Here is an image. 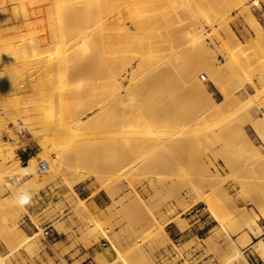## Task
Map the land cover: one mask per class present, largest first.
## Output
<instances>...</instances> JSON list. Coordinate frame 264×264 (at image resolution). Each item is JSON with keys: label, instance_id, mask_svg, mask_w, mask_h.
I'll return each mask as SVG.
<instances>
[{"label": "rangeland", "instance_id": "374dc122", "mask_svg": "<svg viewBox=\"0 0 264 264\" xmlns=\"http://www.w3.org/2000/svg\"><path fill=\"white\" fill-rule=\"evenodd\" d=\"M90 1L89 6L81 9L84 12L83 15L88 18V23H95L101 26L104 19L103 14L97 15L100 11L98 8L100 0ZM116 1L119 3L123 0ZM185 1H189V13H186L187 8L182 10V12L178 8L177 15L174 17L176 21L175 26H178V28L176 27L177 29L182 30L180 26L184 27L187 24H184L186 19L184 17L186 14L188 16L192 14L191 17L189 16L192 19L186 16L188 18L186 21L188 24L194 23L196 28H198L197 30L202 29L203 36L215 62L211 60L209 63L208 69L211 72L202 69L200 72H197L199 77L196 76L197 79L199 78L198 80L204 82L208 89V94H210L209 96L212 97L211 99H207L202 94L203 92H196V90H193L196 93H192L194 96L192 94L188 96V92L191 93L190 90L192 89H188L189 83L186 76L182 74L185 73L183 71L186 66V64L183 66V63L187 61V58L190 60L195 55L198 57V54L190 57L192 52L187 45L183 46L187 50L184 48L179 53L181 56L178 55L177 57V61H179L176 67L178 69L177 72H174L175 69H172L173 71L166 76L167 79L165 77L161 79L162 82L165 80L164 83L166 85L171 84L173 86L174 84H178L177 86L166 87L164 84L166 89L164 88L163 90L164 86L163 84H159V82L152 87L148 75H144L142 71L144 76L147 75L148 81L144 77L145 80L143 79L144 81L141 82L146 81V84L152 87L149 86L150 91L151 89H154L152 90L153 92L155 91V93L151 91V95L148 91L146 97L147 103L148 101L151 102L152 95H160L163 100L161 104V98L152 97L155 99V102L152 99L153 104H148L152 105L151 107L152 109L154 107L155 111L150 108V105L142 108L138 103L127 106L123 104L124 108L122 107V103H117L116 99L120 102L122 95L125 93V88L130 84L129 78L133 69L129 65L127 66L128 69L122 70L129 77L124 80L123 89L119 88L121 92H118L117 89L116 91L111 90L113 86L109 87V85H106V80L105 83L99 82V84L96 82L97 86L95 85L92 89L88 88L85 90L92 99L95 96L96 99L98 98V101L101 100V103L96 101V104L97 102L99 103L97 106H100V109L95 106L93 111L86 114V116H91L93 112H99L100 110L99 113L97 112L96 119H94L96 122L94 121V123L98 124L101 122L103 124L99 123L102 126L96 135L88 134L85 137H74V139L70 137L69 139V137H65L66 135H50L45 137L33 134L19 116L20 95L15 94L7 104L0 108V119H2L0 123V141H3L5 144L6 155L9 154L11 148L15 152L13 158L8 159V166L0 172V182L3 181L0 187L4 186L3 188L5 189H3V192L1 191L2 189L0 190V262H2L0 264H264V252L262 253L260 250H257L256 245L253 247V244L260 239L264 242V172L260 168L256 170L254 168V171L249 169L248 165L255 158L251 154L252 152L248 151L246 143L240 142L242 139L239 133L232 130L236 125L244 122L246 124V126L244 125V131L245 133L247 132L246 135L264 152V143L258 138L251 126L252 123L259 121L264 114V83L262 84L264 81L262 78L264 77V67L261 68L264 66V61H262L264 60V41L263 43L261 42L262 39L264 40V7L257 6L254 0L247 2V5L252 9V13L257 16L259 26L263 29L262 37H260L254 31L255 29H253L252 24L248 22V17L240 13V9L234 3L229 4L226 0H212L213 2H211L215 3L213 5L208 0V4L205 2L203 4L201 0H192L193 3L191 0H173L172 3L173 5H182ZM195 1L197 3H194ZM74 5L75 2L72 0H63L58 6L61 9H69ZM222 5H226V9ZM170 9L171 7L168 8V10ZM219 10L222 13L226 12L227 22L232 32L235 33V37L238 38L239 48L237 47L234 50L237 53L233 50L231 53L223 49L227 40V30L225 29L226 31H224V28H226L224 26L225 23L222 25L219 23L220 21L217 22L219 18L217 15H223ZM215 11L219 13L216 15ZM138 12L140 17L148 18H152L158 14L155 9L148 8L143 4L139 5ZM194 12H200L199 15L203 17L197 15L198 18H196V13ZM183 13L185 16L182 17ZM210 13L214 16L213 18L216 19L218 17L216 22L214 21L215 19L210 17ZM45 22L46 25L56 23L55 20L52 21L50 18H46ZM126 24L129 28H132L133 23ZM200 24L204 28H201ZM165 27V22L157 25L153 29L155 35L141 37L134 41V43H127L125 47H130V44H132L134 48H141L149 41L151 42L154 39L153 37L161 38ZM179 35H174V38L168 39L165 42L166 45L168 46L177 41H184L189 36L187 34L185 38L182 32L183 38ZM118 42L114 43L115 47L121 46V43ZM184 42L186 43L187 41ZM250 44H252V48ZM255 44L257 51H253ZM248 47L250 51H244ZM233 53L234 55H232ZM239 53L241 55L238 58ZM250 53H254L253 55L257 54L258 56L251 57L252 54ZM259 56L263 59L259 58ZM197 57H194V59H197ZM52 58L53 62L58 63L63 59V54L59 50H56L52 53ZM248 59L253 61H249ZM258 60H260L259 62L262 61V63L255 64ZM235 62L238 65H235ZM181 65L184 68H179ZM225 65L228 66L227 70L224 69L226 68ZM217 67L220 70L223 69L221 73ZM243 67L244 69H242ZM252 68L254 69L252 70ZM71 70L61 69L58 73L67 75ZM179 70H181V73H179ZM228 70L234 73L239 71L235 75L237 74V77L240 75L238 78L243 83L241 84L240 81L237 83L238 78ZM243 70L246 71V74L242 72ZM254 70L257 71L254 72ZM217 71L219 72L218 76V73L215 74ZM248 71L251 73L249 76L247 75ZM207 72H210V74H207ZM138 73L140 74L141 71ZM241 73L247 75L248 77L246 78L248 80ZM257 73H262L263 76L259 74L254 78V75ZM173 75L175 78L183 77L185 79L175 80L173 79ZM176 75H181V77ZM204 75L206 78L203 77ZM208 75L215 82L219 79L217 86L221 82L222 84L219 87H215ZM224 75L226 76L222 77ZM138 76L137 80L141 77ZM250 76L251 78H249ZM194 78L190 81L193 86L195 84ZM258 79L261 82H258ZM103 80L101 79V81ZM139 81L132 82L131 87ZM169 81L171 83H168ZM183 83L185 87L187 86L186 88ZM239 83L240 86L237 85ZM140 84L142 87L143 83L139 82ZM158 84L160 85V89L156 88ZM244 84L245 86H243ZM178 86V91L174 93ZM222 87L229 89L227 90V94L231 92V97L225 94L226 91L222 90ZM97 89L100 91L95 93ZM136 89L134 90L133 88L134 91ZM141 89L138 90L140 91ZM161 89V94H159L158 92ZM102 90L104 93L101 92ZM110 90L111 92H109ZM138 90L136 91L137 94L139 93ZM85 91H83L84 94H86ZM143 91L144 89L140 91L139 95ZM163 91L168 92L167 96H164ZM89 92H92V94H89ZM200 93L201 95H199ZM96 94L98 97H96ZM173 94H175V97ZM183 94L185 95L182 96ZM105 95H108L106 97L108 101ZM227 96L231 99L229 98L228 100ZM166 97L167 99L170 97V99L167 100ZM96 99H94V104ZM103 99L106 102L102 103ZM77 100L80 101V99L76 98L70 104L79 106L77 104L80 102ZM164 100L165 105L167 104L166 106H163ZM209 100H213L218 108L215 105L213 106L215 108L210 107L209 105L212 106L214 103H210ZM156 102L158 104H155ZM174 102L177 105L172 104ZM228 102H231V104ZM168 103L172 105H168ZM200 104L202 108H200ZM222 104L224 107L221 106ZM236 104L238 105L236 106ZM207 105L209 106L207 109H210V112H207ZM135 106H137V110ZM101 107L104 108L102 109ZM190 108L191 110H189ZM160 109H162V112L165 109L168 110L167 112L166 110L164 111L166 115L161 113ZM234 109L235 112H233ZM220 110L222 111L221 113ZM122 113L123 115H121ZM105 114L107 115V119L103 118L106 116ZM153 118L156 121H153ZM166 120L171 123L166 122ZM2 122H4L3 125ZM59 122L60 119L57 118L56 124H59ZM76 124L77 122L73 123L70 127L72 128ZM128 124H130L129 128H126ZM180 124L184 125V127ZM164 126H168L169 128H165ZM124 128L128 129L126 131L130 132L129 135H127V132H124ZM165 131L170 133L168 134ZM172 131L173 133H171ZM162 133L164 138L161 136ZM166 134L167 136L172 134L170 139H168L169 137L165 138ZM157 135L165 141L161 138L159 140L162 143L160 141L157 142ZM48 138L50 140H47ZM78 139H81V143L77 141ZM42 141L45 144L49 142L47 146L62 152V165L66 167L62 174L56 175L57 177L54 176L53 179L47 175L36 179L33 172H16L13 165L16 166L17 161L20 163L18 164L21 166L20 168L23 169V166L29 165V160L32 157L39 158V168H41L40 163L46 162L48 164L47 170L50 169V161L46 158L44 159L46 157L44 155L46 149L41 144ZM15 143L18 146H15ZM75 143H78V145L76 144L77 147ZM235 145H240L244 148L241 147L240 150V146L236 147ZM74 146L79 153L74 150L75 148L71 149ZM65 150L70 152L68 153ZM21 152H27L29 156H23ZM39 154L42 155L38 156ZM72 162L75 163L74 167ZM10 165L13 166L11 171H9ZM241 167H244L242 172ZM76 168L78 171L82 170V168L84 171H90L91 177L77 183V185L75 184V187H71L70 183H66L63 175H66V170H75ZM237 168H240L239 172L236 171ZM54 179H61V183L58 184L60 186L53 184V182L55 183ZM22 189L31 191L32 200L23 208L15 207L11 201ZM82 191L84 193H80ZM97 196L100 199L106 200L107 205L96 206L93 200ZM198 197H207V200L211 199L209 203L216 216L210 212L208 208L210 206H207L209 204L206 201L197 200ZM3 201L6 203L4 204ZM256 224L261 229L260 233H257ZM161 226L163 231L160 230ZM33 236L35 237L33 238ZM209 236L214 238L210 237L209 239ZM24 238L26 239L25 241L23 240ZM240 251H242V255L245 257L238 255Z\"/></svg>", "mask_w": 264, "mask_h": 264}, {"label": "bare ground", "instance_id": "6f19581e", "mask_svg": "<svg viewBox=\"0 0 264 264\" xmlns=\"http://www.w3.org/2000/svg\"><path fill=\"white\" fill-rule=\"evenodd\" d=\"M72 1L75 2V5L72 8L61 9L58 5L60 3H62L63 0H0V108H2L5 104H7L13 98V96H15V94L20 95L21 99L19 101V107H18L19 116H20L21 120L29 127V130L33 134L38 135V136L42 135L45 137L50 136V135H52V136L53 135H60V136L64 135L65 136L66 135L65 137H67V138L69 137V139H70V137H72L71 139H74V137L77 138L80 136L85 137L88 134H95L96 135L100 131V127L102 126L101 124H103L101 122H99L101 124H99V123L95 124L94 123V121H95L94 119H96L95 117L100 112V110H99V112L98 111H96L95 113L93 112V114L91 116H86V114L93 111L95 109V106L98 109H100L99 108L100 106L98 107L97 105L99 104L98 102L101 103V100L98 101V98L96 99L95 96L92 95L94 97V99H96L95 104H94V99H92V97H90L86 93L85 90H87L88 88L92 89L97 84L96 82L105 83L107 81L106 85H109V87L110 86L116 87V88L112 87V89L110 88L111 90L116 91V89H117L119 92L120 91L119 88L123 89L122 86H123L124 80L128 79V77H129L128 75H125L122 72V70L126 69L128 65L131 66V69H133L131 76L129 78L130 84L128 87H126V88L124 87L125 93L123 95L121 94L122 95L121 99L119 97L120 102H118V99H116V101H117V103H122V105L124 104L126 106L127 105H136L138 103L142 108L147 107V105H150L148 103H152L153 101L155 102L154 98H159V99L161 98L159 94H161L162 89L164 90V88H165V86H164L165 80L162 82L161 79H163V77L166 78V76H168L173 71L172 69H175L176 71L174 70V72H177L178 69L176 67H177V63L179 62V61H177L178 60L177 57H178L179 53L182 50H184L185 47H183V46H187V45H188L187 47L192 52L190 57H192L194 54H198V57L195 55L190 60H188V58H187V61H185L184 63L182 62L183 66L186 64L185 70L183 71L185 73H182V74H183V76H186V79L189 83L188 89L189 88L192 89V90H190L191 93L188 92V96H189V94H192V93L196 94L195 91L193 92V90H196V92L197 91L203 92L202 94H204V96L207 99L212 98L209 96L210 94H208V89L205 86L204 82L202 81L203 82L202 83L201 80H198L199 78L197 79V76H198L197 72H200V70H202V69H206L208 71L209 70L208 66H209L210 61L211 60L214 61L215 59L213 60V58H212V53L209 51V47H208V44L206 43V40L203 36L202 29L197 30L198 28H196V25L194 23L188 24V22L186 21L188 19L187 17L190 16V15L188 16V14H186V13H189L188 10H190L189 9V1L188 2L185 1L182 5H173V3H172L173 0H123L119 3H117L118 1H116V0H100L98 3V8L100 9V11L97 13V15L103 14L104 19L102 21L101 26L96 25L95 23L94 24L88 23V21H89L88 18L85 15H83L84 12H82L81 9L89 6L91 3L90 0H72ZM211 1L212 0H210V1L208 0V2H211ZM226 1L229 4L234 3V5L240 9V13L245 14L248 17V19H249L248 22L250 24H252V26L254 27L253 29H255L254 31L256 32V34L258 36L262 37L261 35L263 34L262 33L263 29L259 26L257 16H255L252 13V9L247 5V2L249 0H226ZM201 2L202 3L205 2L208 4L207 0H201ZM254 2L257 6H263L264 7V0H254ZM192 3H193V1H192ZM194 3H197V2L195 1ZM141 4H143L144 6H146L148 8L155 9L156 12H158V14L154 15V17H152V18L140 17L138 9H139V5H141ZM213 4H215V3H212V5ZM190 6H192V5H190ZM223 6L226 9V5H222V7ZM167 7L168 8L171 7V9L168 10ZM178 8L181 9L180 12H182V10H185L187 8V10H186L187 12L186 13L184 12L187 17L185 16L184 13L182 14V17L185 16L184 19L186 18L184 21V24L185 23H187V24H185L184 27L182 25L180 26V28H182V30L180 29L181 31L179 29H177L178 26H175L176 21L174 19V17H176V15H177ZM225 9H223V10H225ZM192 10H194V9H192ZM219 12L222 13L220 10H219ZM219 12H216V15ZM194 13H196V12H194ZM199 13L200 12L195 14L196 18H198V16L203 17L202 15H199ZM225 13L226 12L224 11L222 13L223 14L222 16H220V14H218L217 16L219 18L216 16L215 17H216V19L218 18L217 22L220 21L219 23H221L222 25L225 23L224 26L226 28H224V31L227 30V37H226L227 40L225 42V45L223 46V49H225L226 51H230L232 53V50L234 51L238 47V41H237L238 38H236L235 33L232 32V30H231V28L227 22V15H225ZM170 15H172V16H170ZM180 16H181V13H180ZM191 16H192V14H191ZM210 17L213 18L214 16L211 14ZM46 18H50V19H52V21L55 20L56 23L51 24V25L50 24L46 25V22H45ZM190 19H192V18H190ZM213 19H215V18H213ZM216 19L214 20L215 22H216ZM173 20H174V22H173ZM163 21L166 23V27L163 30L161 38L153 37L154 39H152L151 42L149 41L145 46H143L141 48H134L132 46V44H130V47L129 46L125 47V45L127 43H129V42L134 43V41H136L137 39H139L141 37H145V36L147 37L149 35L150 36L155 35V33L153 32L154 27L157 25L163 24L164 23ZM196 22H197V19H196ZM126 23H133L132 28H129L128 26H126L127 25ZM177 23H180V22H177ZM222 25H221V27H222ZM200 26H201V28H204L201 24H200ZM218 26H219V24H218ZM252 26H251V28H252ZM221 29H223V28H221ZM178 30H179V32H178ZM181 32L185 38H186L185 35H187V34L189 35L188 39L184 40V41H187L186 43L184 41H177V42L172 43L168 46L166 45L165 42L168 39L174 38V35L175 36H178L179 34L181 35ZM183 32L187 33V34L184 35ZM215 34H218V33H215ZM225 36H226V33H225ZM181 37H182V35H181ZM259 39H261V38H259ZM257 40H258V38H257ZM116 41H119L118 43H121L120 47L114 46V43H116ZM263 41L264 40L262 39L261 42L263 43ZM254 43H255V41H254ZM250 46L252 48V44H250ZM254 48H253L254 49L253 51H255V50L257 51L256 44H255ZM263 48H264V46H263ZM56 50H59L60 53L63 54V59L58 63L52 61L53 60L52 53ZM185 50H187V49L185 48ZM246 50L250 51L249 47H248V49L245 48L244 51H246ZM244 51H243V54H244ZM234 52L237 53V51H234ZM255 53H257V52H255ZM250 54H252V53H250ZM250 54H248V55H250ZM253 54L251 57H253V56L257 57L258 56L257 54H256L257 56L253 55ZM232 55H234V53ZM240 55L241 54L239 53V55L238 56L236 55V56L239 58ZM260 55H262V54L260 53ZM179 56H181V55H179ZM187 57H189V56H187ZM194 57L195 58L197 57V59H194ZM259 58H262V57L259 56ZM134 61H135V64H134ZM245 61H246V58H245ZM249 61H253V60H249ZM259 61L260 60H258V62L255 64L262 63V61H264V60H262L261 62H259ZM175 62H176V64H175ZM237 62H238V60H237ZM236 64L237 63L235 62V65ZM253 64H254V62H253ZM227 65H225L226 68H224L226 70L228 67ZM260 65H262V64H260ZM183 66L181 65L179 68H182ZM263 67L264 66H262L261 68H263ZM61 69H70V70L73 69V70H71L67 75H65V74H59L58 73V71ZM242 69H244V67ZM253 69L254 68H252V70ZM255 69H256V67H255ZM181 70H179V73H181ZM222 70L219 69V72L221 73ZM230 70H231V68H230ZM230 70H228V71H230ZM233 70H235V68H233ZM139 71H141L140 74L138 73ZM142 71L144 72V75L145 74L148 75V79H149L150 85L152 84L151 85L152 87H154V84L159 83V82H160L159 84H163V86H164L161 90H159L160 91V92H158L159 94L156 93L159 96H155V95L153 96L152 95L151 99H150L151 102L148 101V103H147V98H146L148 91L150 92V95H151V91L154 89H151V91H150L151 86L146 84V81L141 82V81L145 80L144 77H146V80H147V75L144 76L142 74ZM213 71H214V69H213ZM213 71H212V73H214ZM255 71H257V70H254V72ZM210 72H207V74L208 73L210 74ZM219 72L217 71V72H215V74L218 73L217 74V76H218ZM236 72L238 74L239 71H236ZM242 72H245L244 74H246V71L243 70ZM250 72H251V70H250ZM250 72L249 71L247 72L248 76H249V74L251 75ZM136 73H138L139 76ZM212 73H211V75H212ZM231 73H233L235 75L234 72H231ZM237 74L235 75L236 78L240 77V75L237 77ZM241 74L244 75L243 73H241ZM259 74H262V73H259ZM259 74L257 73L254 75L255 77L254 76L253 77L256 78V75H259ZM263 74H262V76H263ZM100 75H102V76H100ZM136 75L138 77L141 76L140 79L142 78V75H143L142 80H140V79H139L140 81L137 80ZM181 75L180 76L176 75V76L181 77ZM247 75H244L245 78L248 77ZM99 76L102 80L103 79L104 80L101 81V79L98 78ZM103 76H104V78H103ZM225 76L226 75H224L222 77H225ZM193 77H195L194 78L195 79L194 86L191 85V83H190V81ZM203 77L206 78L205 75ZM208 77L210 78L211 76L208 75ZM182 78L183 77L175 78V76H174L173 79H175V80L181 79L182 80ZM245 78H243V79H245ZM249 78H251V76ZM262 78L264 80V77H262ZM183 79H185V78H183ZM221 79H224V78H221ZM210 80L212 81V83L215 87H219L220 84H222V82H221V83H219V86H217L218 85L217 82H219V79H218V81L216 79L217 82L213 81L212 78H210ZM237 80H238L237 81V83H238L241 79L238 78ZM246 80H248V79L246 78ZM134 81L135 82L139 81L140 83H143L142 87H141V84L139 85V82L135 83V85L133 87H131L132 82H134ZM259 81L261 82V80L258 79V82ZM179 82H184V81H179ZM168 83H171V82L169 81ZM223 83H224V80H223ZM240 83L242 84L243 82L240 81ZM240 83L237 85L240 86ZM263 83H264V81L262 82V84ZM159 84L156 87L157 89L160 86ZM245 84L243 86H245ZM144 85H145V87H144ZM174 85L177 86L178 84L177 85L174 84ZM174 85L171 86V84L170 85L168 84V85H166V87L167 86L168 87L169 86L174 87ZM183 85H184V83H183ZM118 86H120V87H118ZM146 86H148V87H146ZM106 87L108 88V86H106ZM171 87H170V90H171ZM180 87H182V86L180 85ZM184 87H185V85H184ZM232 87H234V86H232ZM133 88H134V90H135V88H137L136 91L138 89L143 88L144 91H146L145 96H144V91L142 92L141 95H139L140 91H142L143 89H141L140 91L138 90L139 93L137 94L136 91L133 90ZM178 88H179V86L176 88L174 93L176 91H178L177 90ZM222 88H221L222 90L226 91V93L225 92L224 93L227 94V90H229V89H226V87H222ZM172 89H174V88H172ZM238 89H239V87H238ZM97 90L95 91V93L96 92L98 93L100 91V90H98V91ZM106 90H108V89H106ZM111 90L109 92H111ZM167 90H169V89L167 88ZM183 90H184V88H183ZM83 91H85L86 94H84ZM187 91H189V90H187ZM230 91H231V89H230ZM101 92L104 93L103 90ZM164 92L165 91H163L164 96L165 95L167 96L168 92L167 93L166 92L164 93ZM169 92H171V91H169ZM152 93H155V91L154 92L152 91ZM89 94H92V92H89ZM230 94H231V92H229L227 95H230ZM184 95L185 94H183L182 96H184ZM199 95H201V93ZM231 95H230V97H231ZM102 96H101V98H102ZM107 96L108 95H105V98ZM118 96H120V95L118 94ZM161 96H163V95H161ZM173 96L175 97V94H173ZM176 96H177V94H176ZM192 96H194V95L192 94ZM96 97H98L97 94H96ZM152 97H154V98H152ZM177 97H179V96H177ZM230 97H228V100ZM76 98L80 99V101L77 100L78 102H80L79 104H77L79 106H76V104H75V106L70 104V102ZM103 98H104V96H103ZM148 99H149V97H148ZM152 99H153V101H152ZM166 99H167V97H166ZM169 99H170V97H169ZM169 99H167V100H169ZM106 100L108 101V98H106ZM106 100L104 101V99H103L102 103L106 102ZM165 100L163 102L164 103L163 106L165 105ZM174 100H176V99H174ZM77 101H76V103H78ZM96 101H98L97 104H96ZM116 101H115V103H116ZM156 101H157V99H156ZM162 101L163 100L161 98V101H160L161 104H162ZM182 103H186V102H182ZM210 103H214L212 106L209 105L210 107H213L215 105V102L213 100L210 101ZM226 103L227 102L225 100V104ZM228 103L231 104V102H228ZM155 104H158V103L156 102ZM172 104H175V102ZM172 104L168 103V105H172ZM124 105L122 107H124ZM175 105H177V104H175ZM179 105H180V103H179ZM237 105L238 104H236V106ZM151 106L152 105H150V108L152 109ZM209 106L207 105L206 109L209 108ZM221 106H223V104ZM106 107H107V105H106ZM176 107H174V108H176ZM215 107H216V105H215ZM215 107H213V108H215ZM135 108L137 110V106H135ZM155 108L157 109V107H155ZM169 108H171V107H169ZM200 108H202L201 104H200ZM204 108H205V106H204ZM204 108H203V110H204ZM213 108H211V109L213 110ZM216 108H218V107H216ZM119 109H120V107H119ZM166 109H167V107H166ZM180 109L182 110V107ZM112 110H114V109L112 108ZM152 110H154V107ZM161 110L162 109H160V111ZM189 110H191V108ZM207 110H206L207 112H210V109H207ZM244 110H246V109L244 108ZM164 111L163 112L161 111V113H164ZM167 111L168 110H166V112ZM176 112H177V110H176ZM221 112L222 111L220 110V113ZM233 112H235V109ZM241 112H242V110H241ZM107 113H110V112H107ZM153 113H156V112H153ZM158 113H160V112H158ZM226 113H224V114H226ZM243 113H245V112H243ZM127 114H128V112H127ZM239 114H241V113H239ZM121 115H123V113ZM167 115H169V114H167ZM208 115H209V113H208ZM55 116H57V118L60 119L59 124H56L57 118H55ZM162 116H164V115L162 114ZM202 116H204V115H202ZM225 116H227V115H225ZM241 116H244V115H241ZM106 117H107V115L103 118H106ZM193 117H194V115H193ZM229 118H231V117L229 116ZM229 118H227V119L229 120ZM248 118H249V115H248ZM102 119H100V120H102ZM163 119H161V120H163ZM1 120L2 119H0V123H1ZM78 121H80V122H78ZM153 121H156V120L154 119ZM179 121H181V120H179ZM192 121H194V120H192ZM236 121H238V120H236ZM14 122H16V121L14 120ZM75 122H77L76 126H73L71 128L70 126ZM166 122H168V121L166 120ZM239 122H241V121L239 120ZM3 123L4 122H2V125H3ZM157 123H159V122L157 121ZM168 123H171V122H168ZM182 123H184V122H182ZM234 123H235V121H234ZM247 123H248V121H247ZM129 125L130 124H128L126 128H129ZM180 125H182V124H180ZM244 125L246 126V124H244V122H241V123H239V125H236L235 128L232 130L237 131L239 133V136L242 139V141L240 140V142L246 143L245 145H247L246 147H247L248 151H251L252 152L251 154L255 158V160L251 161L250 164L248 165L249 169L253 170L255 168L254 170H256L257 168L258 169L260 168L264 172V152L254 143V141L250 140L248 135H246L247 132L245 133V131H244ZM182 126L184 127V125H182ZM251 126L254 129V131L256 132V135L258 136V138L264 143V114L261 116V119H259V121L252 123ZM166 127H168V126H166ZM4 129H5V127H4ZM174 129H175V127H174ZM176 129H179V128H176ZM2 130H3V127H2ZM126 130H128V129H125L124 132H127V135H129L130 132H128ZM8 131H9V128H8ZM165 132H167V131H165ZM167 133L169 134L170 132H167ZM171 133H173V131ZM171 135L172 134H170V136ZM161 136H163V133ZM170 136L169 135L167 136V134H166L165 138L169 137L168 139H170ZM156 138H157V142L160 141V143H162L161 140H159L162 137L160 138L157 135ZM163 138H164V136H163ZM41 139H39V140L41 141ZM47 140H50V139L48 138ZM80 140L78 139L77 141H79L81 143ZM86 140H87V138H86ZM86 140H84V142H86ZM43 141L41 144L46 149L45 153H44V155L46 157H44V159L46 158L50 161V163H51V165L49 167L50 169L45 170V171L42 170L38 166V159L39 158L38 157H32L29 160V165L23 166V169L20 168L21 166L18 165L20 163H18V161H17L16 162L17 165L16 166L13 165L15 167L16 172H18V173L19 172L20 173H28V172L32 173L33 172L36 179L41 177V176H44V175L51 176L53 179L54 176L62 174L63 170H65L64 168H66V167H63V165H62V159H61L63 157L62 152L59 150H56L54 148H50L49 146H47V144L49 145V142L47 141L48 143L45 144V142H43ZM67 143H68V140H67ZM236 143L238 144V142H236ZM70 144H71V142H70ZM76 144L78 145V143H75V145ZM77 145H76V147H77ZM235 146L239 147L240 145L239 146L235 145ZM242 146L239 147L240 150H241ZM76 147L74 146L71 149L73 150V148H75L74 150L77 151ZM242 148H244V147H242ZM5 149H6L5 144L3 143V141H0V172L8 166V159L13 158V154H15V152L11 148V151L9 152V154L6 155ZM68 149H70V148L68 147ZM71 149H70V151H71ZM65 151H67V150H65ZM72 152L74 153V151H72ZM77 153H79V152L77 151ZM41 155L42 154H39L38 156H41ZM72 156H73V154H72ZM74 165H75V163H73V167H74ZM10 166H11V168L9 171H11L12 167H13L12 165H10ZM241 168H242L241 169V172H242L244 170V167H241ZM68 169H69V167H68ZM236 171L239 172L240 168H237ZM236 171H235V173H237ZM89 172H88V170L84 171L83 168H82V170L78 171V169L76 168L75 170H66L65 171L66 175L64 174L66 177L64 175H63V177H64V180L66 181V183H70L69 185L71 187H73V186L75 187V184L77 185V183L84 181L85 179L91 177V174ZM25 175H27V174H25ZM233 176H234V174H233ZM54 181H55V183L53 182V184H55V185H58L61 183V179H56V180L54 179ZM2 182L3 181H1L0 184ZM58 186H60V185H58ZM3 187L2 188L0 187V190L2 189L1 190L2 192L5 190ZM2 192H1V194H3ZM203 196H205V195H203ZM7 200H9V199H7ZM197 200L206 201V203L209 204L207 206L211 205L209 203V200H211V199L207 200V197H198ZM7 202H9V201H7ZM5 203L6 202H4V204ZM1 205H3V204H1ZM84 206H83V208H84ZM208 208H209L210 212L214 216H216L215 212L213 211L212 206H210ZM215 220H217V219H215ZM257 225L258 224H256L255 226H257ZM160 230L163 231L162 226H161ZM257 230H258L257 233L261 232V229L259 226H257ZM218 234H220V233H218ZM106 236L109 238L108 235H106ZM23 237H24V235H23ZM34 237L35 236H33V238ZM210 237L212 238V236H209V239H210ZM23 240L25 241L26 239L24 238ZM110 240H112V239H110ZM32 241H33V239H32ZM30 242H31V239H30ZM255 245L257 246L256 247L257 250H260L262 253L264 252V242L262 239L255 242L253 244V247ZM114 248H116V247L114 246ZM239 253H240V254H238L239 256L245 257L244 255H242V251H240ZM2 261H3V259H2ZM0 263H2V262H0Z\"/></svg>", "mask_w": 264, "mask_h": 264}, {"label": "clouds", "instance_id": "9594fccd", "mask_svg": "<svg viewBox=\"0 0 264 264\" xmlns=\"http://www.w3.org/2000/svg\"><path fill=\"white\" fill-rule=\"evenodd\" d=\"M32 200V193L28 190H21L11 201L15 207L23 208L27 206Z\"/></svg>", "mask_w": 264, "mask_h": 264}, {"label": "crops", "instance_id": "0c3cea01", "mask_svg": "<svg viewBox=\"0 0 264 264\" xmlns=\"http://www.w3.org/2000/svg\"><path fill=\"white\" fill-rule=\"evenodd\" d=\"M15 146H18V144L15 143ZM21 154H23V156H26V155L29 156V153H27V152H21ZM20 157H21V156H20ZM80 193H84V191H82V192H80ZM93 202H94V204H95L96 206H98V207H100V205H103V206L107 205L106 200H104V199H100V197H98V196H97L96 198H94Z\"/></svg>", "mask_w": 264, "mask_h": 264}, {"label": "built area", "instance_id": "2783aa9c", "mask_svg": "<svg viewBox=\"0 0 264 264\" xmlns=\"http://www.w3.org/2000/svg\"><path fill=\"white\" fill-rule=\"evenodd\" d=\"M41 169L44 170V171L47 170L48 169V164L46 162H42L41 163Z\"/></svg>", "mask_w": 264, "mask_h": 264}]
</instances>
